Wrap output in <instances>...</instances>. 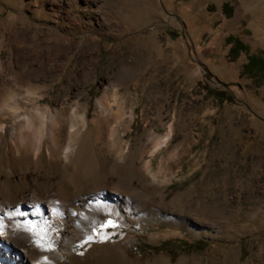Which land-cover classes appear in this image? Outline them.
Here are the masks:
<instances>
[{
  "label": "rangeland",
  "instance_id": "1",
  "mask_svg": "<svg viewBox=\"0 0 264 264\" xmlns=\"http://www.w3.org/2000/svg\"><path fill=\"white\" fill-rule=\"evenodd\" d=\"M252 55L264 58V0H0V106L59 111L62 148L84 142L71 170L89 160L105 176L123 154L126 176L145 173L146 207L100 219L117 223L110 238L81 247L78 233L61 261L131 233L127 264H264V65L244 69ZM72 114L87 121L73 136ZM14 154L2 145V164L28 166Z\"/></svg>",
  "mask_w": 264,
  "mask_h": 264
},
{
  "label": "bare ground",
  "instance_id": "2",
  "mask_svg": "<svg viewBox=\"0 0 264 264\" xmlns=\"http://www.w3.org/2000/svg\"><path fill=\"white\" fill-rule=\"evenodd\" d=\"M99 104L106 111L104 102ZM59 116V111L47 106H0V148L2 145L9 147L15 152L17 160L20 155L28 157V166H19L15 161L2 164L0 156V208L3 209L0 215L13 211L16 207L31 213L35 206L40 208V214H32L26 219L4 216L0 222L5 233L0 237V264H69V260L61 261L63 254L68 251L71 241L80 236L78 233L86 236L90 232L93 220L100 221L110 214L118 215L121 219H130V210H137V202L140 208L137 211L146 207L141 189L145 185V173L140 168L126 176L128 174H125L123 154L116 155L108 164L109 172L105 176L94 173L89 160H85L81 166L75 164L76 168L71 170V154L75 153L79 157L84 142L76 148H62L61 131L57 126ZM4 117L10 120L4 121ZM73 120L70 124L71 131L74 132L72 136L80 131L77 127L78 121L81 120L84 127L87 125L85 114H75ZM98 123L102 128V119ZM47 130H50L51 140L46 138L47 144L42 145V141L39 140L41 143H38L36 132L43 135L41 139L44 140ZM12 132L15 134L11 139ZM47 163L50 164L48 173L45 172ZM84 178L90 180L83 182ZM67 182L74 187L71 188ZM52 208H57L62 215L57 217L52 213ZM78 209H81L80 213ZM30 223L37 230L46 229L45 239L58 245L65 242L61 246L62 252L38 248L34 237L26 231ZM134 238L129 233L123 242L91 250L87 258L77 255L73 264H82L84 259L87 264H127L130 259L123 244L128 245ZM45 257L48 259L45 260Z\"/></svg>",
  "mask_w": 264,
  "mask_h": 264
},
{
  "label": "snow or ice",
  "instance_id": "3",
  "mask_svg": "<svg viewBox=\"0 0 264 264\" xmlns=\"http://www.w3.org/2000/svg\"><path fill=\"white\" fill-rule=\"evenodd\" d=\"M52 213L55 214L57 217L61 216L62 213L58 211L57 208L51 209ZM0 212H3V209L0 208ZM33 215L40 214V208L39 206H35V209L32 213ZM75 215V213H73ZM28 213L21 211L19 207H16L13 211L4 212V215H0V222L3 221L4 216L8 217H16V216H27ZM47 223V221H45ZM118 227L117 223L113 219H105L103 221H95L93 220L90 225V232L86 235V238L83 240V243L81 244V247L84 244H90L96 239H99L101 241L109 239V234L105 231L107 229L116 228ZM26 231L31 233V235L34 237V243L35 245L45 251H49L53 249L52 243H47L45 240V232L46 229L41 228L39 230L36 229V226L33 224H29ZM3 231V224L0 223V237L4 236ZM82 254V253H81ZM45 260L48 258L45 257Z\"/></svg>",
  "mask_w": 264,
  "mask_h": 264
},
{
  "label": "trees",
  "instance_id": "4",
  "mask_svg": "<svg viewBox=\"0 0 264 264\" xmlns=\"http://www.w3.org/2000/svg\"><path fill=\"white\" fill-rule=\"evenodd\" d=\"M228 6H229V3H224L223 4V9L224 10H226L227 8H228ZM231 12L232 11H228V15H230L231 14ZM234 39V37L233 36H229L228 37V39H227V41L228 42H230V41H232ZM236 44H238V46H239V44L241 45V47L240 48H246L245 47V45H242V43L240 42V41H238V40H236ZM234 50H236V48L235 47H233L232 49H231V52H233ZM256 63V69L257 70H261L262 69V67H263V65H264V58H262V57H258V56H255V55H252V56H250V58H249V62L244 66V69H247L248 68V66L251 64V63ZM212 92H214V94H216V96H217V98H218V100H220V102H222V101H224V100H227V99H230V100H233V98H232V96L229 94V92L228 91H226V90H214V91H212ZM194 246H197V247H199V248H201L202 246H199L198 244L197 245H194Z\"/></svg>",
  "mask_w": 264,
  "mask_h": 264
}]
</instances>
